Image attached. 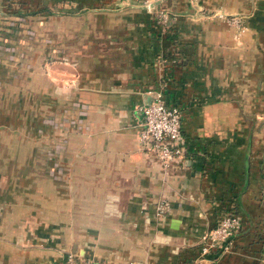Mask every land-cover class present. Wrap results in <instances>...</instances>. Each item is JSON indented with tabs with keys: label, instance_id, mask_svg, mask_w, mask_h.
I'll return each instance as SVG.
<instances>
[{
	"label": "crops",
	"instance_id": "obj_1",
	"mask_svg": "<svg viewBox=\"0 0 264 264\" xmlns=\"http://www.w3.org/2000/svg\"><path fill=\"white\" fill-rule=\"evenodd\" d=\"M140 1L0 0V27L14 12L46 29L0 33V264H264V0H164V25ZM159 85L182 110L169 169L136 136ZM230 210L229 248L202 253Z\"/></svg>",
	"mask_w": 264,
	"mask_h": 264
},
{
	"label": "built area",
	"instance_id": "obj_2",
	"mask_svg": "<svg viewBox=\"0 0 264 264\" xmlns=\"http://www.w3.org/2000/svg\"><path fill=\"white\" fill-rule=\"evenodd\" d=\"M164 0H141L144 9L152 14L156 22L164 25L168 21L167 11L161 7ZM212 15L222 19L235 27L242 29L240 15H231L225 12H213ZM163 85L146 90L148 99L140 106L141 118L136 124V136L142 151L154 157L164 168L169 169L171 164L183 158L185 138L180 129L182 116L181 107L174 103H168L162 92ZM155 214L163 215L168 210V202L164 198L155 203ZM240 216L234 211L221 213L216 223L203 230L200 235L202 253L212 248L227 250L231 244V238L240 229ZM58 264H114L109 262H94L89 258H82L67 252L64 259ZM120 264H142L135 260H128Z\"/></svg>",
	"mask_w": 264,
	"mask_h": 264
},
{
	"label": "rangeland",
	"instance_id": "obj_3",
	"mask_svg": "<svg viewBox=\"0 0 264 264\" xmlns=\"http://www.w3.org/2000/svg\"><path fill=\"white\" fill-rule=\"evenodd\" d=\"M8 13L12 14V18H11V16L10 17H1V18H4V20H6L5 25L0 27V33L1 34H3V35L6 34L7 36L12 37V38L17 37V36H22V37H26L27 39H30L36 35L38 37L45 35V32H46L45 27L34 28L31 26H27V25H25L26 22H24L23 19L20 18L21 16L20 17L17 15L15 16L14 12H8ZM1 20H3V19H1ZM43 41L46 42L45 38H43ZM28 46H30V43ZM41 46L42 45L39 44L40 48H41ZM48 124H49V122H48L47 115H43V116L40 115L38 118V124H37L38 127L36 126V131L39 133L40 147L43 148L42 151H41V149H40V151H41V153L43 152L45 157H46V155H48L47 154V148H48L47 141H48V139H46L48 131H50V126Z\"/></svg>",
	"mask_w": 264,
	"mask_h": 264
},
{
	"label": "water",
	"instance_id": "obj_4",
	"mask_svg": "<svg viewBox=\"0 0 264 264\" xmlns=\"http://www.w3.org/2000/svg\"><path fill=\"white\" fill-rule=\"evenodd\" d=\"M173 222H174V221H173ZM171 226L174 227V224L172 223Z\"/></svg>",
	"mask_w": 264,
	"mask_h": 264
}]
</instances>
